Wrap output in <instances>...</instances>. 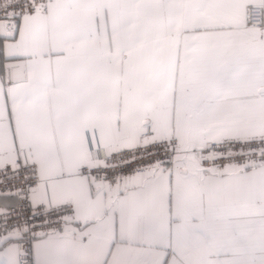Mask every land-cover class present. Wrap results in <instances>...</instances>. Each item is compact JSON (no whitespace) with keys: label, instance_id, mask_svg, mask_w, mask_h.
I'll return each mask as SVG.
<instances>
[{"label":"snow or ice","instance_id":"1","mask_svg":"<svg viewBox=\"0 0 264 264\" xmlns=\"http://www.w3.org/2000/svg\"><path fill=\"white\" fill-rule=\"evenodd\" d=\"M0 264H264V0H0Z\"/></svg>","mask_w":264,"mask_h":264}]
</instances>
